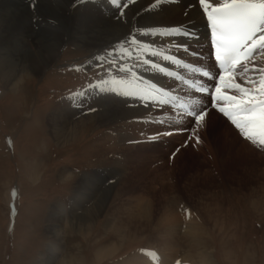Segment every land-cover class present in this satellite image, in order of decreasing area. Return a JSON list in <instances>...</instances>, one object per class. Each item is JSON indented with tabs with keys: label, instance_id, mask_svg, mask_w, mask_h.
Returning <instances> with one entry per match:
<instances>
[{
	"label": "rangeland",
	"instance_id": "obj_1",
	"mask_svg": "<svg viewBox=\"0 0 264 264\" xmlns=\"http://www.w3.org/2000/svg\"><path fill=\"white\" fill-rule=\"evenodd\" d=\"M56 38L43 40L47 58L45 46L23 47L14 37L0 44L4 67L40 60L19 71L16 86L0 77V264H117L139 251L152 255L150 264H264V75L233 77L234 96L209 106L185 88L146 81L143 61L127 64L133 74L112 68L126 50L191 60L195 48ZM252 59L264 61V48ZM125 80L146 84L156 104L130 106L114 86ZM169 94L195 115L170 106ZM224 104L243 112L224 119ZM58 112L73 127L65 125L63 139L49 127ZM54 206L52 223L58 228L62 213L66 227L50 257ZM193 218L201 224L195 238L184 227Z\"/></svg>",
	"mask_w": 264,
	"mask_h": 264
},
{
	"label": "bare ground",
	"instance_id": "obj_2",
	"mask_svg": "<svg viewBox=\"0 0 264 264\" xmlns=\"http://www.w3.org/2000/svg\"><path fill=\"white\" fill-rule=\"evenodd\" d=\"M235 1H253L264 4V0H211V4L217 7L221 4L226 5ZM211 8V5H206L204 0H0V44L6 41L5 38H9L8 40H10L14 37L23 47L45 46V49L40 51V55L46 57L47 53L48 56L51 53L49 51L51 48L48 49V45H45L43 41L47 35L57 37L56 39H58L57 41L60 44V40L62 39H70L75 43L97 42L100 46H104L109 41L119 42L126 40L132 42L134 40V42H146L162 46L164 49L171 47L178 48L179 50L181 48H196L200 51L198 52L199 56L205 55L202 64L211 67L206 22L204 20V12ZM262 25L264 26V17L253 37V40L260 41V44L255 47L253 54L264 48V29L261 30ZM27 37H30V39H27ZM54 44L58 45L57 43ZM126 51V56L119 57V62L114 63L115 66L111 65L115 69L116 76L118 74L120 76L123 71L133 74L137 69L129 67V63L134 64V62L143 61V65L146 68L143 69V66V68L138 66V70L145 74L143 76L146 81L158 83L163 88L171 83L175 87L183 89L182 83L171 81L168 78L169 75L183 69L176 59L170 56L162 59L160 55H151L135 50ZM176 51L174 50V53ZM193 60L198 61V58H194ZM44 62H42V65L45 64ZM148 65H153L154 68ZM16 66L19 68L17 72L14 70ZM25 67H31L32 69L39 68V58L35 56L33 60L27 61L24 64H22V60L19 58L17 62L14 61L11 64V67H4L2 61H0V77L3 85L10 84L16 86V82L13 81L19 71V76L21 77V73H24ZM227 71L229 73L227 77L231 82L236 80L233 78L235 76L244 80L253 79L257 73L264 75V61H258L250 57L245 63H240L235 68L230 67ZM249 73L250 75L246 76ZM226 75L227 73L224 74V76ZM231 82L224 84L221 81L218 82V85H228L227 91L231 93L233 91ZM216 83L214 82V84ZM108 86L112 87L111 85ZM114 86L120 93V96L123 97L122 99L129 103L130 106H134L135 104H137L136 107L141 106V104H146V106L156 104L151 96L144 93L143 89L147 87L146 84L141 82H132L131 84L116 82ZM107 89L111 90V88ZM137 90L141 93L138 94ZM199 97L202 98L201 96ZM233 106L225 107V109L232 108ZM58 113L51 114L49 127L55 138L63 139L66 134V126L71 121L68 112H63V114ZM203 115H206V111ZM68 127L70 129L73 128L72 126ZM32 171H34L32 173L34 180L38 176L37 169L34 168ZM67 175L68 173L66 172L61 173L62 177ZM56 208L55 206L53 207L48 218V228L53 236L52 243L48 245V256L50 257L60 250L64 236L62 230L64 229L63 227H66L65 218H63L62 213L58 218L60 226L56 228L55 224L52 223L58 217V211L60 212ZM140 208L145 214L149 212L147 206L142 205ZM193 221H195L194 218ZM200 225L199 221H195L191 224L189 222L185 223L184 227L186 230L191 231L193 238H195L196 234L201 232ZM196 240L199 239L196 238ZM110 254L109 252L108 256ZM95 255L98 258L103 256L100 251H96ZM151 256L142 251L134 252L125 257L121 263L117 264H150Z\"/></svg>",
	"mask_w": 264,
	"mask_h": 264
},
{
	"label": "snow or ice",
	"instance_id": "obj_3",
	"mask_svg": "<svg viewBox=\"0 0 264 264\" xmlns=\"http://www.w3.org/2000/svg\"><path fill=\"white\" fill-rule=\"evenodd\" d=\"M206 5H211V7L213 8V10H215L216 5H212L211 4V0H204ZM219 7L223 8V7H227V5L221 4ZM261 147H264V144H259Z\"/></svg>",
	"mask_w": 264,
	"mask_h": 264
}]
</instances>
